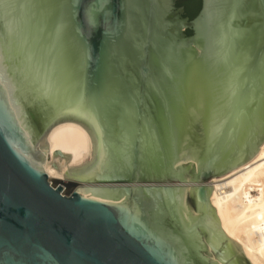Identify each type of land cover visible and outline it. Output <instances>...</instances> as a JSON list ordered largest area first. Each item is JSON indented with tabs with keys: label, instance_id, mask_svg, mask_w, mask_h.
Masks as SVG:
<instances>
[{
	"label": "water",
	"instance_id": "water-1",
	"mask_svg": "<svg viewBox=\"0 0 264 264\" xmlns=\"http://www.w3.org/2000/svg\"><path fill=\"white\" fill-rule=\"evenodd\" d=\"M0 60V264H252L209 184L264 143V0H0Z\"/></svg>",
	"mask_w": 264,
	"mask_h": 264
},
{
	"label": "bare ground",
	"instance_id": "bare-ground-1",
	"mask_svg": "<svg viewBox=\"0 0 264 264\" xmlns=\"http://www.w3.org/2000/svg\"><path fill=\"white\" fill-rule=\"evenodd\" d=\"M0 68L16 95V89L1 60ZM36 148L39 154V140ZM260 149L258 156L251 162L221 178H213L209 184L214 186L210 203L217 210L222 229L242 245L244 254L252 264H264V143ZM39 163L42 166L40 154ZM45 166L54 186L71 187L51 161L46 160Z\"/></svg>",
	"mask_w": 264,
	"mask_h": 264
},
{
	"label": "trees",
	"instance_id": "trees-1",
	"mask_svg": "<svg viewBox=\"0 0 264 264\" xmlns=\"http://www.w3.org/2000/svg\"><path fill=\"white\" fill-rule=\"evenodd\" d=\"M178 7H184L185 16L194 19L202 8V0H177ZM188 35H192L191 30H187Z\"/></svg>",
	"mask_w": 264,
	"mask_h": 264
},
{
	"label": "rangeland",
	"instance_id": "rangeland-1",
	"mask_svg": "<svg viewBox=\"0 0 264 264\" xmlns=\"http://www.w3.org/2000/svg\"><path fill=\"white\" fill-rule=\"evenodd\" d=\"M221 178V177H220ZM213 180V179H212ZM211 180V181H212ZM63 190L65 192V194H68L71 190H72V187H63ZM70 190V191H69Z\"/></svg>",
	"mask_w": 264,
	"mask_h": 264
}]
</instances>
